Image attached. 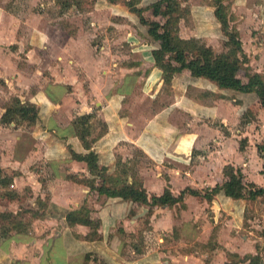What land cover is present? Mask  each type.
<instances>
[{"label": "crops", "instance_id": "obj_1", "mask_svg": "<svg viewBox=\"0 0 264 264\" xmlns=\"http://www.w3.org/2000/svg\"><path fill=\"white\" fill-rule=\"evenodd\" d=\"M70 8L76 9L74 5ZM119 8L125 12L122 15L127 16L128 8L122 5ZM91 12L94 10L88 11ZM130 21L127 24L134 28V37L128 40L120 36L121 44L127 40L130 44L127 53L120 52V57L127 55L121 61L127 62L119 61L117 76L107 81L104 80V64L100 63L88 71L89 82L79 81V75L72 81L60 78L65 67L59 64L55 71L51 66L53 80L47 82L41 71L50 63L49 56L37 63L33 59L40 54L33 55L31 51L25 55L26 64L30 66L27 72H19L16 67L13 71L7 64L15 46H5L1 42L4 38L0 37V169L21 173L24 185L31 191L28 198H35L41 211L28 230L10 231L0 237V264H219L218 259L222 261L220 264H247V260H230L229 253H216L217 247L211 251L196 248V244L207 242L209 234L206 231L212 229V226L202 225V217L208 213L216 219L224 201L239 199L227 197L222 192L213 195L211 200L185 194L181 201L154 205L149 211L146 204L100 195L86 184L69 178L70 175L79 179L94 177L86 161L76 156L94 151L105 187L120 190L124 183L120 170L125 169L129 172V181L132 176L141 181L149 199L165 190L177 196L186 188H212L224 181L225 166L242 171L250 161L246 162L244 149L205 150L199 146L204 132L217 133L205 122L217 115V107L204 103L212 99L217 104L215 97L226 98L223 93L227 90L218 88L208 79L193 77L188 71L176 73L165 81L151 54L157 43L138 31L142 29L138 27V20L132 18ZM120 22H111L117 28L116 33L120 32ZM49 26L53 27L47 25L36 38L42 47L52 37ZM57 32L62 43L58 42L55 49L61 52L58 58L62 61L68 45L63 41L65 33L61 29ZM111 38L114 37L100 36L102 43L98 45L103 49V56L96 53L95 58L109 60ZM30 40L33 43L34 37ZM73 40L78 42L76 48L80 49L82 41ZM87 44L88 41L84 43L85 49H90L88 53L93 55L95 50ZM74 59L77 62L76 56ZM74 59L67 60L69 65ZM14 81H18L19 87L14 86ZM190 88L211 95L203 93V97H191ZM7 90L11 96L4 94ZM134 91L149 99L142 104L143 110L158 104L163 97L167 101L150 116L147 112L137 115L129 103ZM13 96L17 99L12 102ZM234 96L244 98V103L257 100L253 94L233 92L232 98ZM16 102L34 107L36 118L29 119L26 115L19 124L2 122L6 109ZM86 114L90 117L78 120ZM199 121L202 123L198 124ZM82 140L89 147L86 148ZM127 145L138 149L147 163H140L127 150ZM11 184L17 187L15 181ZM208 206L211 210L206 212ZM82 207L86 208L92 223L69 225L66 213L73 211L79 216L85 215ZM230 214L232 220L237 218L232 212ZM172 240L176 241V246ZM245 247L246 256L257 254L258 249L249 242ZM242 257L238 254V258ZM261 261L264 264V257Z\"/></svg>", "mask_w": 264, "mask_h": 264}, {"label": "rangeland", "instance_id": "obj_2", "mask_svg": "<svg viewBox=\"0 0 264 264\" xmlns=\"http://www.w3.org/2000/svg\"><path fill=\"white\" fill-rule=\"evenodd\" d=\"M62 2L63 0H0V26L2 28L0 37L4 38V41L1 42H4L5 46L6 44L9 48L15 46L13 55L10 57L11 61L7 64L13 71L16 67L19 72H27L30 66L26 64L27 57L25 55L31 51L33 55L40 54V57L35 56L33 59L37 63L49 56L50 63L44 65L41 71L47 82H52L51 72L57 69L58 64L60 67H65V72L60 75V78L72 81L74 76L79 75V81L86 80V82H89L91 76L88 71L97 65L100 66V63L104 64L103 70L106 72L104 80L107 81V79L117 76L118 65L116 64L121 60H125L124 58L127 56L125 54L120 57V52L125 51L127 53L130 49L128 47L130 44L127 42L134 37L132 32L134 28L127 23L132 18L138 20V16L132 12V8H144L143 16L149 20L154 19L148 7L153 0H83L82 9H65ZM177 2L180 6L178 20L175 25H171L176 37L181 40H197L198 44L211 47L215 53L226 52L227 47L224 45L226 37L221 31L220 23L214 14L216 0H177ZM92 4L93 7H90ZM220 4L223 6L222 11L229 19L231 28L236 30L241 41L242 51L240 54H244L248 58L246 65L264 77V0H221ZM120 5L125 6L126 9L128 8L129 13H127V16L122 15L125 12L119 8ZM61 9L64 11L61 12ZM90 9L94 10V13H90L91 15L88 13ZM156 19L164 22V18L158 17ZM112 21H122L119 23V25L121 24L119 33H116L117 28L113 27L114 25L112 26ZM45 25L53 26L48 27L52 31V37L50 42L43 43L42 47V44L40 42L38 44L36 38L40 36L42 29L46 30ZM94 25L96 26L95 30ZM138 27L142 28L138 31L145 35L142 24H138ZM60 29L65 33L63 41L65 45H68V47L66 46L68 51L63 52L62 61L58 58L61 52L55 49V45L62 41L61 36L56 35L58 34L57 30ZM219 32H221L222 38ZM103 35L114 37L111 38V42H108V50H111L112 53L109 60L102 59V57L95 58L96 53L103 56V49H100L98 45L99 42L102 43L100 36L103 38ZM32 36L34 37L33 43L32 39L30 40ZM115 36H118L119 39H116ZM120 36L129 39L126 43L121 44L123 39ZM73 38L82 41L83 44H80V49L76 48L78 42H73ZM86 41L89 43L87 45L95 50L92 49L94 51L93 55L88 53L90 49H85L84 43ZM138 41L143 42V40ZM54 50L56 52L50 54ZM1 55L4 56L3 51ZM74 56L77 57V62ZM72 58L74 63L69 65L70 62H67V60H72ZM51 66L52 70L50 69ZM40 78L42 80V77ZM98 78L101 81L99 75ZM104 80L102 79L101 82ZM94 81L97 82V80ZM13 84L15 87H19L18 81H14ZM188 92L191 97L196 98L201 95L203 97V93H207L208 96L211 95L209 92L201 93L200 90L195 88L188 89ZM4 94L12 95L10 90L5 91ZM223 94L226 97L224 99L215 97L217 104L212 99L204 103L205 106L217 107V115H214L213 118H207L205 121L207 124L212 125L217 133L204 132V135L200 138L199 146L205 150L217 147L238 148L239 150L242 146L241 148L245 150L246 162L250 159L246 170L242 169L244 181L254 182L263 187L264 175L261 174V169L264 159L257 152V144L264 142V108L259 105L257 100L244 103L242 101L244 98L241 100L234 96L233 99L232 91L227 90ZM15 99L17 97L13 96L11 101L13 102ZM146 100L149 99L143 97L139 91H134V94L129 97V103L133 105L135 114L142 115V113L147 112L146 115L150 116L167 101L164 97L162 100L156 99L159 102L158 104L149 105L148 109L143 110L142 104L147 103ZM201 100L203 101V98ZM191 109L190 107L189 110ZM248 110L251 111L252 116H249L248 120L242 119L243 113ZM94 113L97 116V113ZM200 123L202 122L199 121L198 124ZM24 141L26 142L25 139ZM126 148L134 154V157L140 163L143 165L147 163L138 149L128 145ZM1 171L3 173L0 172V182L4 186H0V216L4 213L10 214L11 222H14V225L12 227L10 220L0 217V226L7 227L8 233L10 231L18 233L17 230L26 231L30 228L32 220L40 215L41 211L38 203H36L35 198H28L31 191L27 185H24L20 172H7L5 169H1ZM10 178L13 184L14 181L16 182V188L12 184L8 186L9 182L7 184L2 182L10 181ZM209 189V187H204L197 190L204 193ZM12 196L14 197L11 198ZM221 208L216 219L208 213L205 217H202V225L212 226V229L206 231V234H209V239L205 237L208 239L207 242L196 244V248L211 251L217 247L216 253H221V251L222 255L229 253L230 260L236 261L241 259L238 258V254L243 257L246 256L245 248L247 247H245V243L249 242L258 249L257 254L262 259L264 257V197H257L254 200L224 201ZM215 209L218 211L219 207ZM209 210H211L210 207H206V212ZM230 212L237 217L235 220H232ZM236 224L238 227L234 226ZM173 245H177L176 241L173 242ZM210 247L213 249H210ZM233 252L237 254H232ZM254 252L256 253V251ZM221 262L218 259V263Z\"/></svg>", "mask_w": 264, "mask_h": 264}, {"label": "trees", "instance_id": "obj_3", "mask_svg": "<svg viewBox=\"0 0 264 264\" xmlns=\"http://www.w3.org/2000/svg\"><path fill=\"white\" fill-rule=\"evenodd\" d=\"M220 3L221 0H216L214 14L220 23L221 31L226 37L224 45L227 47V50L223 53H215L211 47L198 44L197 40H181L176 37L171 25H175L178 20L180 6L177 0H153L148 6L152 17H154V19L150 20L143 16L144 8H132L133 11H131L138 16V22L145 29V34L157 43V46L151 50V54L154 64L162 70L165 81L170 80L176 73L188 71L191 76L208 79L220 89L229 90L234 93L253 94L257 98L259 105L264 108V77L260 73L253 72L246 65L248 63L247 57L244 54H240L242 51L241 41L236 30L231 28L229 19L222 11L223 6ZM62 4L65 9L70 8L72 5L76 9H82L83 0H63ZM93 4L90 6H93ZM158 17L164 18V22L157 20L156 18ZM17 102L13 107L6 109L2 116V122L8 123L14 121L16 124H19L21 120L25 119L26 115V118L29 119L32 116L36 118L37 114L34 107L20 105ZM243 115L242 119L248 120L249 116H252V113L248 110ZM89 117L90 115L86 114L80 116L78 120H86ZM82 141L86 145V148L89 147L87 142ZM241 147L240 149H242ZM257 152L264 159V142L257 144ZM76 156L78 159L86 161L89 171L94 177L79 179L74 175H70L69 178L78 183L86 184L90 190H95L100 195L120 197L131 202H137L138 204H146L149 207V211L154 205H171L181 201L185 194L206 198L207 200H211L213 195L219 192L232 199L254 200L257 197H264V186L260 187L254 182H245L241 169L227 165L223 170L224 181L216 184L207 192L201 193L197 190L186 188L177 196H174L169 190H165L163 194L159 196L153 195L148 199L141 181L133 176L132 180L129 181L127 177L129 172L125 169L120 170L124 180L122 188L120 190L108 188L101 182L103 172L97 166V158L94 151H90L85 155L76 154ZM0 172H2L1 169ZM261 174L264 175V163L262 164ZM2 182L6 184L9 182V186L12 180L10 178V181ZM0 186H4V184L0 182ZM81 211H85L86 216H79L77 212L73 211L67 212V223L69 225L75 223L91 224L92 221L87 216L86 208L82 207ZM0 217L11 222L10 214L4 213ZM11 223L13 227L14 222ZM7 231V227L0 226V237L6 235ZM17 231L19 232L20 230ZM246 260L248 264H262L261 257L258 254L244 256L240 259L241 262Z\"/></svg>", "mask_w": 264, "mask_h": 264}]
</instances>
